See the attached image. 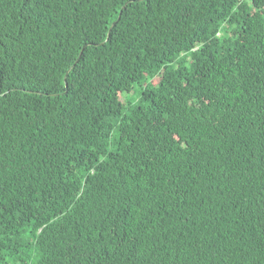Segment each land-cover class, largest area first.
<instances>
[{"label": "trees", "instance_id": "obj_1", "mask_svg": "<svg viewBox=\"0 0 264 264\" xmlns=\"http://www.w3.org/2000/svg\"><path fill=\"white\" fill-rule=\"evenodd\" d=\"M0 264H264V0H0Z\"/></svg>", "mask_w": 264, "mask_h": 264}, {"label": "rangeland", "instance_id": "obj_2", "mask_svg": "<svg viewBox=\"0 0 264 264\" xmlns=\"http://www.w3.org/2000/svg\"><path fill=\"white\" fill-rule=\"evenodd\" d=\"M156 79H157V77L153 78V81H156ZM126 95H128V94L126 93V94H124L123 96H126ZM120 98H121V100H122V97H120ZM133 98H134L133 95H129V96H128V99H133Z\"/></svg>", "mask_w": 264, "mask_h": 264}, {"label": "water", "instance_id": "obj_3", "mask_svg": "<svg viewBox=\"0 0 264 264\" xmlns=\"http://www.w3.org/2000/svg\"><path fill=\"white\" fill-rule=\"evenodd\" d=\"M125 5V4H124Z\"/></svg>", "mask_w": 264, "mask_h": 264}]
</instances>
